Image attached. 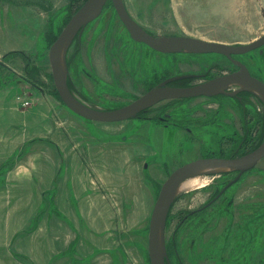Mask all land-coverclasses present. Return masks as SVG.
<instances>
[{"label": "rangeland", "instance_id": "rangeland-1", "mask_svg": "<svg viewBox=\"0 0 264 264\" xmlns=\"http://www.w3.org/2000/svg\"><path fill=\"white\" fill-rule=\"evenodd\" d=\"M122 1L160 40L247 44L264 35V0ZM87 2L0 0L3 85H12L0 107V264H150V216L168 176L263 142L253 141L263 115L248 106L250 142L242 143V111L224 96L162 101L129 121L73 113L57 95L48 51ZM18 46L28 48L26 57L14 53ZM242 59L264 79V46ZM65 64L72 92L102 110L129 104L165 78L232 66L219 54H163L132 40L109 1L74 39ZM218 74L210 70L206 78ZM165 113L177 126L158 124ZM201 176L208 184L179 192L170 209L167 264H264V158L209 209L185 218L235 174Z\"/></svg>", "mask_w": 264, "mask_h": 264}, {"label": "water", "instance_id": "water-1", "mask_svg": "<svg viewBox=\"0 0 264 264\" xmlns=\"http://www.w3.org/2000/svg\"><path fill=\"white\" fill-rule=\"evenodd\" d=\"M108 1L111 2L131 39L145 44L156 52L163 54H219L230 58L231 56L249 53L264 46V35L247 44H227L191 37H171L168 40H160L140 27L130 17L122 0H88L70 17L48 51L49 65L57 95L62 103L76 115L94 122L126 121L164 100L189 99L201 96L213 97L222 94L234 95L235 92L228 93L226 91L228 86L231 85H240V91L244 90L258 94L264 102V83L250 77L246 68L237 62V64L241 65L239 73L183 88L170 87L167 84L187 76L171 77L120 108L102 110L88 106L85 102L78 99L68 86L65 57L74 39L81 35L89 23L98 18ZM263 158L264 141L255 150L242 156L197 159L174 170L162 184L151 212L148 231V257L150 264L169 263L165 247V227L172 204L178 195V188L184 180L199 175L216 176L237 172V176L222 189L221 193H223L228 187L237 182L242 174L254 168Z\"/></svg>", "mask_w": 264, "mask_h": 264}, {"label": "flooded vegetation", "instance_id": "flooded-vegetation-1", "mask_svg": "<svg viewBox=\"0 0 264 264\" xmlns=\"http://www.w3.org/2000/svg\"><path fill=\"white\" fill-rule=\"evenodd\" d=\"M256 50H253L251 52H254ZM249 53H246V54H243V55L231 56L230 58H227L225 56H222L226 60H228L229 62H231L232 66L228 67V69H225L224 71H221L220 68H217L218 67L217 65H215L214 67L213 66H210L209 69L207 70V72L208 71L210 72V70H214L215 72L217 71V73H219L217 76L206 78V76H207V74H209V72L208 73H204V74H181V75H177V76H187V77H185L183 79H180V80H177V81H174V82H171V83L167 84V86H170V87H181V88H183V87H188V86H193V85H196V84L204 83V82H207V81H210V80L219 78V77L228 76V75H231V74H234V73H239L241 71V65L237 64V62L240 63V64H242L243 67L246 68V70H247V72H248V74H249L250 77H252L254 79H257V80L261 81L262 83H264V79H262L259 75H256L255 74L256 71L251 68L252 66L250 65V63L247 60H243L242 59V57L246 56ZM171 54L173 55V54H181V53H171ZM188 54H190V55H209V54H195V53H188ZM238 56H240L241 58L240 59H236V57H238ZM177 76H172V77H177ZM169 78H171V77H168V78L163 79L162 81L158 82L154 86L160 84L161 82H163V81H165V80H167ZM154 86H152L151 88H153ZM240 89H241V86L240 85H231V86H228V88L226 89V91L228 93L235 92L234 95H224V94H222V95H216V96L207 97V98H215V97H219V96H224V97H229L230 99H233V100L236 101V104L238 105L239 109L242 111L241 128L243 129V133H245V135L243 136L244 139L242 140L243 141L242 143H244V141L245 142H250L249 139L246 141V138L248 137L249 130L252 129V128L250 127V125L248 123L249 120L248 121L246 120V115L248 114V106L254 107L256 109L255 113H256L257 118H259L261 115H263V119H262L263 126L260 127V132H259L258 137L255 138L253 141H260V140H263L264 141V102H263V100L261 99V97L258 94H255V93H252V92H248V91H244V90L240 91ZM201 97H205V96H201ZM249 97L252 98L253 105H252V101L251 102L248 101V98ZM189 99H193V98H189ZM164 101H166V100H164ZM159 103H157V104H159ZM157 104H155L153 106H156ZM153 106H151L150 108H148V109L140 112L136 117H134L132 119H129V120L141 119L142 116H144L145 114H149V110ZM96 109H100V108H96ZM147 119L149 121H152V119L149 118V117H147ZM129 120H126V121H129ZM158 121L160 122L158 124H161L164 128H168V127L174 128L178 124L177 122L168 123L169 122V115H166V113H165L164 116L159 117ZM168 125H171V126H168ZM176 128H179V127H176ZM182 131H184L186 133H190V128H188V126H186L185 128H183ZM242 147H243V144L238 147V150L240 148H242ZM238 154L239 153L237 151H235V153L233 154V156L230 157V158L242 156V155H238ZM204 158H219V157H204ZM200 159H202V158H200ZM232 173L235 174V176H234V178H235L237 176V172H232ZM232 173H230V174H232ZM234 178H232L230 181H232ZM229 182H227L225 185H223V187H221V189H216L215 195L213 196V193H212L211 194L212 197L209 198V200L205 203V205H203L202 207H200L198 209L192 210L190 213H188V215L185 216V218L188 217V216L196 215L198 213H202L203 211L209 209V207L211 205H213L214 203H216L217 201H219L223 197V195L226 193V191L229 189V187H228L223 193H221L222 189Z\"/></svg>", "mask_w": 264, "mask_h": 264}, {"label": "bare ground", "instance_id": "bare-ground-1", "mask_svg": "<svg viewBox=\"0 0 264 264\" xmlns=\"http://www.w3.org/2000/svg\"><path fill=\"white\" fill-rule=\"evenodd\" d=\"M206 184H208L206 178H204L201 175L195 176V177H191V178H188V179L184 180L180 184L177 193L192 191L194 189H198L200 187H204Z\"/></svg>", "mask_w": 264, "mask_h": 264}, {"label": "crops", "instance_id": "crops-1", "mask_svg": "<svg viewBox=\"0 0 264 264\" xmlns=\"http://www.w3.org/2000/svg\"><path fill=\"white\" fill-rule=\"evenodd\" d=\"M26 44L28 45V42H27ZM15 48H17V47H15ZM15 48H13V51H14V52H24V53H25L26 51H28V48H27L26 46H23V47H21V48L18 46V49H15ZM19 50H20V51H19ZM2 53H3V52H1L0 55H1ZM4 72H5V64H4L3 62H0V83H1V85H2V86H0V107H2L1 105L4 104V101H3V100H4L5 96H6V94H5V93H2V91L6 89L5 87L9 88V87L12 86L11 84L8 85V86H7L6 84L3 85V82H4V81H3V79H4L3 77H4V74H5ZM2 94H4L5 96L2 95ZM6 97H7V96H6ZM30 108H31V107H30ZM18 112H20V111L18 110L17 113H18ZM10 114H12V118H13V115H15V112L12 113V110H11V111H10ZM17 115H18V116H21V115H19V114H17ZM34 117H36V116H34ZM13 119H14V118H13ZM0 164H1V163H0Z\"/></svg>", "mask_w": 264, "mask_h": 264}, {"label": "trees", "instance_id": "trees-1", "mask_svg": "<svg viewBox=\"0 0 264 264\" xmlns=\"http://www.w3.org/2000/svg\"><path fill=\"white\" fill-rule=\"evenodd\" d=\"M110 2V1H109ZM15 54H20V55H22V56H25L26 57V55H25V53H23V52H14ZM27 77V79H28V76H26ZM29 83H30V81L29 80H27ZM33 85V84H32ZM68 86H69V83H68ZM69 88H70V86H69ZM60 99V98H59ZM111 110V109H110ZM215 193L216 192H213V196L215 195ZM167 252L169 253V250H167Z\"/></svg>", "mask_w": 264, "mask_h": 264}, {"label": "clouds", "instance_id": "clouds-1", "mask_svg": "<svg viewBox=\"0 0 264 264\" xmlns=\"http://www.w3.org/2000/svg\"><path fill=\"white\" fill-rule=\"evenodd\" d=\"M22 170H23V166H21Z\"/></svg>", "mask_w": 264, "mask_h": 264}, {"label": "built area", "instance_id": "built-area-1", "mask_svg": "<svg viewBox=\"0 0 264 264\" xmlns=\"http://www.w3.org/2000/svg\"><path fill=\"white\" fill-rule=\"evenodd\" d=\"M25 104H27V103H25Z\"/></svg>", "mask_w": 264, "mask_h": 264}]
</instances>
